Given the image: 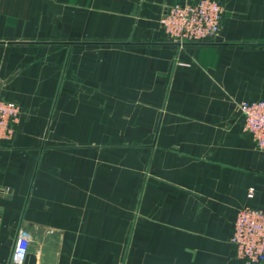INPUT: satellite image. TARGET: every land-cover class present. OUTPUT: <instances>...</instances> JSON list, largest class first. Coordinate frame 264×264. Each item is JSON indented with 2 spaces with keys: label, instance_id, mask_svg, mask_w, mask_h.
<instances>
[{
  "label": "crops",
  "instance_id": "crops-1",
  "mask_svg": "<svg viewBox=\"0 0 264 264\" xmlns=\"http://www.w3.org/2000/svg\"><path fill=\"white\" fill-rule=\"evenodd\" d=\"M199 0H0V264H245L238 210H264V0H218V37L176 44L166 9ZM30 257V258H29ZM34 258V259H33ZM28 261V262H27Z\"/></svg>",
  "mask_w": 264,
  "mask_h": 264
},
{
  "label": "built area",
  "instance_id": "built-area-1",
  "mask_svg": "<svg viewBox=\"0 0 264 264\" xmlns=\"http://www.w3.org/2000/svg\"><path fill=\"white\" fill-rule=\"evenodd\" d=\"M224 13L225 7L218 0L185 1L167 8L160 24L173 43H200L218 37ZM239 110L245 132L251 135L256 148L264 151V101H244ZM21 114L17 103L0 98V143L15 137ZM32 240L31 233L21 229L8 264H26ZM231 241L245 264H264V210L239 209Z\"/></svg>",
  "mask_w": 264,
  "mask_h": 264
},
{
  "label": "water",
  "instance_id": "water-1",
  "mask_svg": "<svg viewBox=\"0 0 264 264\" xmlns=\"http://www.w3.org/2000/svg\"><path fill=\"white\" fill-rule=\"evenodd\" d=\"M30 258V257H29ZM34 259V258H33ZM27 260H28V258H27ZM28 262V261H27ZM30 264H32V260L30 261Z\"/></svg>",
  "mask_w": 264,
  "mask_h": 264
}]
</instances>
